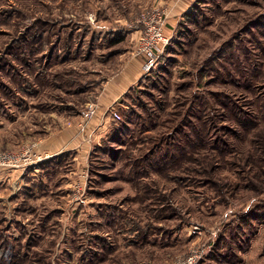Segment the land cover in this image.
<instances>
[{"label":"rangeland","instance_id":"374dc122","mask_svg":"<svg viewBox=\"0 0 264 264\" xmlns=\"http://www.w3.org/2000/svg\"><path fill=\"white\" fill-rule=\"evenodd\" d=\"M157 4L0 0V151L39 174L0 184V264H264V0H196L168 35ZM152 22V69L102 100ZM74 119L108 128L39 155Z\"/></svg>","mask_w":264,"mask_h":264},{"label":"crops","instance_id":"0c3cea01","mask_svg":"<svg viewBox=\"0 0 264 264\" xmlns=\"http://www.w3.org/2000/svg\"><path fill=\"white\" fill-rule=\"evenodd\" d=\"M196 0H148L141 1L137 0V7L141 5H157L165 8L167 12L166 19V34L173 33L176 26L181 22L182 17L186 14L193 3ZM136 37L137 34H136ZM134 57V55H130ZM128 58L127 61H123V68L119 74L114 77L108 78L103 85V92L101 93L102 100H112L115 101L120 98L130 87H132L137 81H139L142 70H143V59L141 57H134L131 60ZM59 119V117H56ZM111 118V117H110ZM77 119L73 120L71 124L63 125L61 122V127L59 130L49 129L48 133L44 136H40L38 139V150L39 155L45 157V159L56 161L62 151L69 152H79L81 155L89 151L93 146H96L99 140L102 139V133L105 128H108V121H103V125H100L97 121L93 122L91 120L85 127V130L80 133V124L77 123ZM38 173V172H36ZM32 175V180L34 178H39V174L35 175L33 172L26 173L23 171H11V172H1L0 173V184L5 182L16 184V180L13 179L17 176V179L27 180V177ZM34 175V176H33ZM18 181V180H17Z\"/></svg>","mask_w":264,"mask_h":264},{"label":"built area","instance_id":"2783aa9c","mask_svg":"<svg viewBox=\"0 0 264 264\" xmlns=\"http://www.w3.org/2000/svg\"><path fill=\"white\" fill-rule=\"evenodd\" d=\"M161 26V27H160ZM156 25L150 23L141 37H139L138 53L145 58L144 71L148 72L152 69L157 56L168 43V38L164 34L162 24ZM95 114L93 107H89L82 112L84 120H90ZM111 115L113 119L120 120L117 111L112 110ZM33 147L26 146L19 151H0V171H13L27 166L33 158ZM40 159V156H38Z\"/></svg>","mask_w":264,"mask_h":264}]
</instances>
